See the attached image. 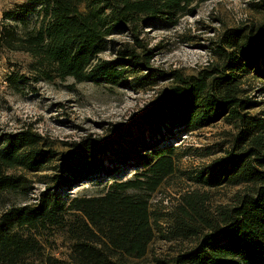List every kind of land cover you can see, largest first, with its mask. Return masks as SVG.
<instances>
[{
  "label": "trees",
  "instance_id": "1",
  "mask_svg": "<svg viewBox=\"0 0 264 264\" xmlns=\"http://www.w3.org/2000/svg\"><path fill=\"white\" fill-rule=\"evenodd\" d=\"M204 0H26L38 5V26L19 33L0 26V55L26 53L38 81L76 84L105 81L118 86L131 75L122 67L135 64L148 77H165L150 69L152 52L140 45L141 27L162 18L175 23ZM3 12V21L24 22L29 6L21 3ZM82 7L84 9L82 10ZM264 11V2L257 4ZM130 33L137 55L128 45L118 50L116 64L99 58L105 39L115 30ZM216 51L221 67L196 75L174 71L171 84L142 111L112 125L104 137L84 138L60 164L48 187L30 206L12 207L0 215V264H23L39 250V242L16 229L66 225L74 241L72 264H125L143 259L154 237L147 196L175 171L176 150L163 146L177 131L187 133L218 120L233 124L232 150L199 173L202 186L243 187L234 205L207 208V198L189 193L179 199L170 223L173 238L197 239L173 264H264V119L250 116L240 82L248 70L264 79V23L252 29H232L222 35ZM152 74V75H151ZM0 146V194L24 189L16 168L41 172L54 155L43 151L44 139L29 130L4 135ZM122 168L136 169L133 179L115 181L100 196L63 200L56 189L78 187L100 176L111 178ZM67 215L74 216L66 222Z\"/></svg>",
  "mask_w": 264,
  "mask_h": 264
},
{
  "label": "rangeland",
  "instance_id": "2",
  "mask_svg": "<svg viewBox=\"0 0 264 264\" xmlns=\"http://www.w3.org/2000/svg\"><path fill=\"white\" fill-rule=\"evenodd\" d=\"M264 0H204L191 6V11L181 16L175 23L162 18L154 19L141 27L140 45L151 51L150 69L163 73L165 77H147L148 72L135 64H124L130 78L114 86L105 81L76 84L71 78L65 82L36 81L37 74L32 69L33 60L26 53L4 51L0 55V146L2 136L25 132L41 136L46 146L43 151H51L53 160L41 172L16 168L7 175L21 177L24 189L0 194V215L12 207H22L37 203L43 190L52 187L51 178L57 167L72 150L71 144L84 138L104 137L112 125L127 121L132 114L142 111L151 103L157 93L168 88L171 81L166 75L177 71L182 75L194 76L200 70L221 67L222 60L216 51L222 35L232 29L256 28L264 23V11L257 4ZM25 4L29 11L24 22L3 21V12L14 8V4ZM26 0H0V26L15 27L21 33L37 28L39 6L28 5ZM84 7H82V10ZM106 50L99 58L116 64L118 50L128 45L137 55L144 53L137 48L130 33L115 30L105 39ZM240 82L243 91L241 99L252 103L246 112L264 119V79L256 78L248 70L243 72ZM152 75V74H151ZM237 134L233 124L221 119L216 123L187 133L177 131L163 146L170 145L176 150L175 171L164 179L159 188L148 194L154 237L143 259H129L125 264H173L181 252L190 250L197 239L181 241L173 238L170 223L179 199L189 193H197L207 198V208L234 205L238 196L247 193L243 187L226 184L210 188L198 184L194 177L204 169L215 165L232 150ZM136 169L122 168L114 176L96 177L78 187L56 189L63 200L96 197L103 194L115 181L134 178ZM74 216L67 215L66 222ZM22 236H32L39 242V250L29 254L23 264H72L74 241L67 232L66 225L43 229H16Z\"/></svg>",
  "mask_w": 264,
  "mask_h": 264
}]
</instances>
